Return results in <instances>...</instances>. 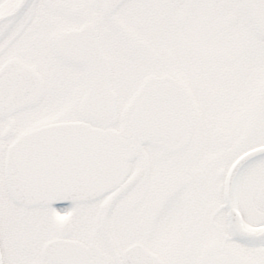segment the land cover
<instances>
[{"label":"snow or ice","instance_id":"6c2138e0","mask_svg":"<svg viewBox=\"0 0 264 264\" xmlns=\"http://www.w3.org/2000/svg\"><path fill=\"white\" fill-rule=\"evenodd\" d=\"M0 264H264V0H0Z\"/></svg>","mask_w":264,"mask_h":264}]
</instances>
